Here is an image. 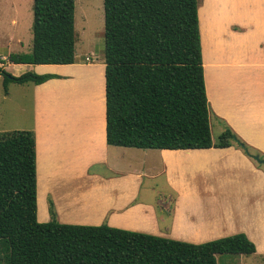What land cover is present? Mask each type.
Segmentation results:
<instances>
[{
	"label": "crops",
	"instance_id": "0c3cea01",
	"mask_svg": "<svg viewBox=\"0 0 264 264\" xmlns=\"http://www.w3.org/2000/svg\"><path fill=\"white\" fill-rule=\"evenodd\" d=\"M198 13L207 95L215 118L211 127L221 133L227 124L252 155L262 157L264 0H204ZM92 59L76 53L72 64L30 65L39 74L58 77L21 85L33 104V121L24 130L36 135L39 210L42 197L45 202L38 220L51 219L52 200L62 223L108 224L193 243L244 232L255 242L256 253L264 256V164L236 145L178 150L109 145L104 53ZM100 77V132L88 122L55 127L53 112L58 99H64L63 89L79 83L81 89L96 88ZM155 175L165 176L167 194L155 196L146 184Z\"/></svg>",
	"mask_w": 264,
	"mask_h": 264
},
{
	"label": "trees",
	"instance_id": "16d2710c",
	"mask_svg": "<svg viewBox=\"0 0 264 264\" xmlns=\"http://www.w3.org/2000/svg\"><path fill=\"white\" fill-rule=\"evenodd\" d=\"M198 0H104L106 120L109 145L154 149L250 146L226 124L214 138L203 62ZM30 53L14 64L76 62V0H34ZM5 86L58 77L9 73ZM7 91V87H6ZM261 158L264 159V156ZM38 220L33 130L0 137V264H218V255L257 252L244 232L202 243L113 227Z\"/></svg>",
	"mask_w": 264,
	"mask_h": 264
},
{
	"label": "rangeland",
	"instance_id": "374dc122",
	"mask_svg": "<svg viewBox=\"0 0 264 264\" xmlns=\"http://www.w3.org/2000/svg\"><path fill=\"white\" fill-rule=\"evenodd\" d=\"M198 1L201 6L204 0ZM216 6L217 4L212 9L214 13ZM33 7L34 0H0V59L4 60L5 69L15 76L31 71L30 65L35 66L26 64L22 68H18L8 58L12 53H30L33 49ZM199 20L202 23V20ZM75 30L76 53L79 56L88 55L91 60L95 56H103V53L105 56L104 0H76ZM89 60L90 58H87L85 62H90ZM80 84L75 87L67 85L63 89L65 91L64 99H58L56 103L53 123L56 127L59 124L76 125L88 122L92 130L99 133L103 114L101 77L96 88L90 89L84 86L81 89L79 88ZM21 85L10 83L5 86L4 79L0 75V137L13 130H24L33 121L31 94L22 90ZM210 115L214 121L211 109ZM225 127L224 123V129ZM219 133L218 128L213 127L212 134L215 135V138H218ZM158 164L159 162H157ZM156 173L157 171H154V174ZM146 184L153 187L155 196L158 193L167 194L170 190L164 175L148 178ZM44 205V197H42V207L39 210L38 206V216L39 213H43ZM218 264H264V256L259 253L251 255L222 254L218 255Z\"/></svg>",
	"mask_w": 264,
	"mask_h": 264
},
{
	"label": "water",
	"instance_id": "95a60500",
	"mask_svg": "<svg viewBox=\"0 0 264 264\" xmlns=\"http://www.w3.org/2000/svg\"><path fill=\"white\" fill-rule=\"evenodd\" d=\"M254 158L260 163L264 164V159L259 154L254 155Z\"/></svg>",
	"mask_w": 264,
	"mask_h": 264
}]
</instances>
